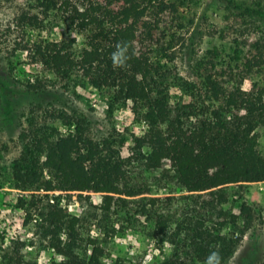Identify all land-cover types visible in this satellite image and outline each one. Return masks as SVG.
Returning <instances> with one entry per match:
<instances>
[{
  "label": "trees",
  "instance_id": "trees-1",
  "mask_svg": "<svg viewBox=\"0 0 264 264\" xmlns=\"http://www.w3.org/2000/svg\"><path fill=\"white\" fill-rule=\"evenodd\" d=\"M26 1L31 10L19 18L23 28L44 31L58 23L83 38L80 49L76 36L33 42V58L63 91L89 85L107 93L110 108L133 113L146 126L133 137L136 158L147 170L169 161L186 195L205 201L202 210L179 216L158 207L157 198L151 200L157 232L168 233L174 224L171 238L179 239L177 252L164 264H190L187 258L204 264L213 250L228 264L239 242L223 232L224 222L215 221L226 216L222 205L228 188L264 183V155L258 150L264 90L256 97L240 87L228 91L217 78L200 73L187 80L157 58L161 24L181 11L176 0ZM125 41L131 59L126 68H114L110 56ZM173 89L180 93L177 101ZM61 118L68 135L30 121L21 136L22 152L10 167L14 188L21 193L18 207L43 246L63 258L53 264H101L103 248L97 239L82 235L80 218L63 200L97 195L102 209L110 212L138 194L128 186L125 162L110 141L89 137L82 118ZM2 177L0 169V188ZM248 211L243 206L242 213Z\"/></svg>",
  "mask_w": 264,
  "mask_h": 264
},
{
  "label": "rangeland",
  "instance_id": "rangeland-1",
  "mask_svg": "<svg viewBox=\"0 0 264 264\" xmlns=\"http://www.w3.org/2000/svg\"><path fill=\"white\" fill-rule=\"evenodd\" d=\"M176 3L181 11L170 14L158 32L157 58L187 80L200 73L217 78L228 91L240 87L256 97L264 90V0ZM30 10L26 0H0V264H53L63 259L43 246L33 224L25 225V213L18 207L21 193L14 188L10 167L22 152L21 136L30 121L68 135L61 118L66 115L82 118L92 139L112 143L125 162L128 186L138 194L110 212L102 209L97 195L63 200L80 218L82 235L97 239L103 248L101 264H164L177 252L179 239L172 241L174 224L168 233L157 232L151 200L157 198L158 207L179 216L202 210L205 201L186 195L169 161L158 170H147L136 158L133 137L143 134L146 126L133 113L110 108L107 93L92 86L69 91L59 87L56 77L31 55L32 43L76 36L80 49L83 38L58 23L44 31L23 28L19 18ZM172 96L177 101L179 91L173 89ZM258 134V150L264 155V125ZM222 207L226 216L215 223L224 222L223 232L239 242L228 264H264V183L228 188Z\"/></svg>",
  "mask_w": 264,
  "mask_h": 264
},
{
  "label": "clouds",
  "instance_id": "clouds-1",
  "mask_svg": "<svg viewBox=\"0 0 264 264\" xmlns=\"http://www.w3.org/2000/svg\"><path fill=\"white\" fill-rule=\"evenodd\" d=\"M70 35H72L70 33ZM129 43L119 42L115 47V51L111 54L112 65L114 68H126L128 61L131 59L129 55ZM204 264H222V257L218 250L211 251L205 258Z\"/></svg>",
  "mask_w": 264,
  "mask_h": 264
}]
</instances>
